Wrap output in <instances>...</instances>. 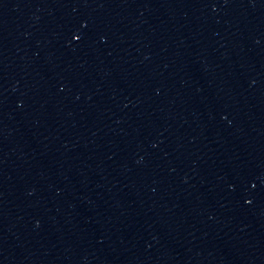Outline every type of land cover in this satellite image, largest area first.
Listing matches in <instances>:
<instances>
[{"label": "water", "instance_id": "water-1", "mask_svg": "<svg viewBox=\"0 0 264 264\" xmlns=\"http://www.w3.org/2000/svg\"><path fill=\"white\" fill-rule=\"evenodd\" d=\"M0 264H264V0H0Z\"/></svg>", "mask_w": 264, "mask_h": 264}]
</instances>
